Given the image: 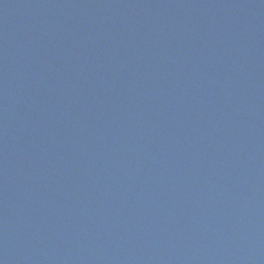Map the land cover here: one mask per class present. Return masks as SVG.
Masks as SVG:
<instances>
[{"label": "water", "instance_id": "1", "mask_svg": "<svg viewBox=\"0 0 264 264\" xmlns=\"http://www.w3.org/2000/svg\"><path fill=\"white\" fill-rule=\"evenodd\" d=\"M0 264H264V0H0Z\"/></svg>", "mask_w": 264, "mask_h": 264}]
</instances>
